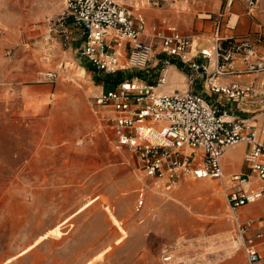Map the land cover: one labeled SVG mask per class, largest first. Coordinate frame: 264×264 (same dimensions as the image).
I'll list each match as a JSON object with an SVG mask.
<instances>
[{"label": "rangeland", "instance_id": "obj_1", "mask_svg": "<svg viewBox=\"0 0 264 264\" xmlns=\"http://www.w3.org/2000/svg\"><path fill=\"white\" fill-rule=\"evenodd\" d=\"M66 1L0 0L9 28L0 23V264H251L227 196L241 164L221 178L184 175L171 188L147 175L97 102L102 86L52 53L60 40L41 25L55 23ZM120 1L151 37L170 0ZM235 13L262 26L244 34L264 52V0H220L198 17L209 31L211 20L231 27Z\"/></svg>", "mask_w": 264, "mask_h": 264}, {"label": "built area", "instance_id": "obj_2", "mask_svg": "<svg viewBox=\"0 0 264 264\" xmlns=\"http://www.w3.org/2000/svg\"><path fill=\"white\" fill-rule=\"evenodd\" d=\"M67 22L86 37V42L79 47L80 55L108 75L127 68L145 69L159 53L165 55L167 65L173 58L190 65V85L183 90L165 89L166 72L156 82L125 77L103 91L97 102L114 113L113 129L119 144L130 147L139 156L146 174L165 180L168 188L184 175L221 177L225 151L241 142H249L244 159L250 172L230 176L227 196L250 263L264 264V224L257 228L255 223L264 220L241 222L239 219L242 206L264 196V186L246 188L253 175L264 180V124L256 127L252 124L253 117L234 114L226 105L214 107L193 89L196 80L206 74L213 92L224 93L229 100L247 96L260 98L264 106V87L258 88L254 80L219 82L224 76L264 71V55L258 51L253 38L248 35L223 38L219 34L221 24L217 23L213 47L200 51L203 58L216 59V67L208 72L205 64L191 56L192 35L172 30L169 33L155 31L150 37L145 20L120 0H67L64 12L53 23L51 31L61 33L69 44L72 32ZM237 59L242 60V67L236 65ZM197 149L202 153L195 164Z\"/></svg>", "mask_w": 264, "mask_h": 264}, {"label": "crops", "instance_id": "obj_3", "mask_svg": "<svg viewBox=\"0 0 264 264\" xmlns=\"http://www.w3.org/2000/svg\"><path fill=\"white\" fill-rule=\"evenodd\" d=\"M219 2L220 0H175V1L170 0L169 2H167L166 6H164L163 9L157 10L159 14L158 22L160 23V27L158 28L155 25V28L156 29L158 28V30L156 29L155 30L164 32L165 30L163 29L165 28H170L169 30L171 31L179 30L178 28L184 30L190 29L191 33H193L190 35L193 36V40H194L191 56L195 60L205 64L208 68V72H211L216 67V59L214 57L203 58V56L200 54V51L203 48L213 47V44L215 43V39H216V33L218 30L215 22L213 23V20H211L210 21L211 29L208 31L207 23H209V21L202 20L200 17H198V14H202V12L215 13L218 9ZM3 6L4 5L2 4V10L4 15L5 10ZM64 10L65 7L63 8L61 14L64 12ZM235 14L237 15V18L234 20L231 27L223 28L222 25L220 26L219 34L221 35V37L227 38L232 36H242L245 35L244 32L249 30L253 31L256 29L255 23H251L250 19L247 16H245V14H241V13H235ZM3 15L0 20V23H2ZM183 16L185 18L184 20H183ZM52 25L53 23L51 22V20H49L48 24L41 25V29H44V27L46 26L48 28L47 29L48 32L50 33V37H53V33H54L55 38L60 40V42L56 41L55 44L53 45L52 48L53 55L58 59L63 58L67 63L66 67L68 70H72L73 68L76 67L78 69L77 74L80 78H85L87 76H90L91 80L96 81L100 86H102L101 90H99L101 91L100 93L108 89L109 86L106 81L108 74L97 70V68L91 62H89V60L86 57L81 56L79 53V47L86 42V37H84L79 30L73 28L71 22H67V25L72 32V41L69 44H67L63 40L61 33H59L58 31H53V32L51 31ZM161 25L167 27H162ZM171 25H173V28ZM1 26L5 27V29L8 28L7 25L4 23H2ZM256 30H259L260 32L262 30V26H260V28H257ZM252 38L256 44L258 51L264 55V52L261 51V49L258 46L259 45L258 42L260 40L253 36ZM46 44L47 42L42 41L41 44L39 45L41 48L40 49L41 52L45 51L44 47L46 46ZM156 44L159 45L160 41L157 40ZM60 46L65 47V49L61 51ZM125 60H126V55L122 57V61L124 62ZM164 60H165V55L159 53L154 58V60L151 61V63L147 68L134 69L133 72H135L136 74L133 77L141 78L148 82H156L158 77L162 73L166 72L168 75V83L165 86L166 90L174 91V90H183L187 88L190 85L189 74L192 72V68L190 67V65L176 58H173L170 64L167 65L164 63ZM236 65L238 67H242L243 66L242 60L237 59ZM119 72H121V70ZM125 77L127 76L125 75ZM208 78H209L208 75L202 74L193 84V89L197 93L204 96L214 107H220L222 105H226L234 114L253 117L252 124L254 126L259 127L264 124V106L260 102L259 100L260 98L247 96V97H239L229 100L226 94L216 93L211 90V88L209 87ZM251 80L255 81L258 88L264 87V71L253 74H234V75L224 76L220 78L219 82L221 84H229L235 81L241 83H247ZM113 117H114V113L112 112V118H111L112 129H113ZM238 147H240V151L236 154H233L232 150ZM249 148H250V143L244 141L237 145L229 147L225 151L222 157L223 175L221 177L225 176L226 165H229L231 169H239V166L241 164V169L239 171L233 172V174L237 172H250L244 159V154ZM201 153L202 150L197 149L195 164H197L198 160L200 159ZM230 176L228 182L231 185ZM221 177H216V178H221ZM263 186H264V180L258 178L257 175H253L250 182H248V184L246 185V188L253 190V189H259ZM250 204L253 205L248 206ZM260 204L264 205V196L258 200H255L254 202L242 206L239 209L240 221L246 222L248 219L259 220L261 219V216L264 217V213H261V211L259 213L252 212L249 214L250 216L246 217L245 219L242 216V214L245 215L248 214L247 211L248 208L250 207L259 209ZM245 206H248L246 210L245 209L242 210V208ZM233 221L237 226L236 221L234 219ZM250 233H252V231H250ZM262 249L264 253V246H262Z\"/></svg>", "mask_w": 264, "mask_h": 264}, {"label": "trees", "instance_id": "obj_4", "mask_svg": "<svg viewBox=\"0 0 264 264\" xmlns=\"http://www.w3.org/2000/svg\"><path fill=\"white\" fill-rule=\"evenodd\" d=\"M123 78H125V75L122 72L118 71L115 75H108L106 81H107L109 88H111Z\"/></svg>", "mask_w": 264, "mask_h": 264}, {"label": "bare ground", "instance_id": "obj_5", "mask_svg": "<svg viewBox=\"0 0 264 264\" xmlns=\"http://www.w3.org/2000/svg\"><path fill=\"white\" fill-rule=\"evenodd\" d=\"M228 238V237H227ZM228 242V241H227ZM227 245V244H226ZM227 247V246H226Z\"/></svg>", "mask_w": 264, "mask_h": 264}]
</instances>
